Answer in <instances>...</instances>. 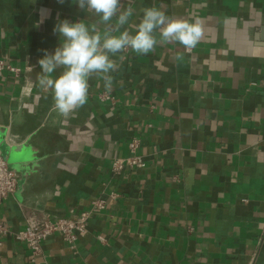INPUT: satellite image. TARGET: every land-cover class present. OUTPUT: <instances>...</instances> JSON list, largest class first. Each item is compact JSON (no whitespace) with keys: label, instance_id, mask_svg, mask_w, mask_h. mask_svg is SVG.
Returning <instances> with one entry per match:
<instances>
[{"label":"crops","instance_id":"0c3cea01","mask_svg":"<svg viewBox=\"0 0 264 264\" xmlns=\"http://www.w3.org/2000/svg\"><path fill=\"white\" fill-rule=\"evenodd\" d=\"M123 2L130 30L154 6L201 21L202 39L118 54L111 91L92 78L65 120L38 87V60L60 44L59 20L95 18L72 0H0V129L28 146L0 206V264H32L15 236L25 213L75 217L97 198L107 206L76 247L55 233L36 264H264V0ZM133 139L145 165L116 174Z\"/></svg>","mask_w":264,"mask_h":264},{"label":"clouds","instance_id":"9594fccd","mask_svg":"<svg viewBox=\"0 0 264 264\" xmlns=\"http://www.w3.org/2000/svg\"><path fill=\"white\" fill-rule=\"evenodd\" d=\"M72 2L95 20L92 23L84 19L59 20L53 33L61 38L60 44L53 52L43 50V57L38 60L41 71L37 74L38 87L51 94L54 109L65 120L72 118L88 102L92 78L102 79L104 88L111 91V73L117 70L113 57L129 49L138 55H147L162 43L191 49L203 36L201 21L175 18L154 6L144 8L139 23L132 25L134 30H130L127 26L134 10L124 7L123 0ZM44 19L42 15L37 27ZM54 73L58 75L53 78Z\"/></svg>","mask_w":264,"mask_h":264},{"label":"built area","instance_id":"2783aa9c","mask_svg":"<svg viewBox=\"0 0 264 264\" xmlns=\"http://www.w3.org/2000/svg\"><path fill=\"white\" fill-rule=\"evenodd\" d=\"M7 68L17 75L21 72L20 68L13 66H7ZM102 97L111 101L114 99L107 93H104ZM138 147V140H131L129 143L130 156L124 160L114 159L112 171L119 174L127 166L143 167L145 161L137 154ZM17 187L18 175L0 153V206L15 194ZM106 206L107 203L104 199L97 198L92 201L90 208L80 211L75 217H52L47 213L38 212L25 213V228L18 231L15 236L27 245L30 250L29 261L36 264L43 255V243L49 236L61 233L64 240L72 248H75L77 240L88 231L90 219L101 210H104ZM10 233L9 225L0 215V239L5 238Z\"/></svg>","mask_w":264,"mask_h":264},{"label":"water","instance_id":"95a60500","mask_svg":"<svg viewBox=\"0 0 264 264\" xmlns=\"http://www.w3.org/2000/svg\"><path fill=\"white\" fill-rule=\"evenodd\" d=\"M26 142L19 140L13 136L7 129H0V153L2 157L8 162L9 166L18 175V187L20 185V173L19 169L15 166L14 161L16 154L21 152L24 148L28 147Z\"/></svg>","mask_w":264,"mask_h":264}]
</instances>
